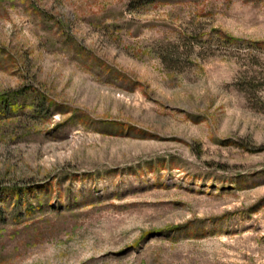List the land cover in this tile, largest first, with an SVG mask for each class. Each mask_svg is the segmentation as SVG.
Returning a JSON list of instances; mask_svg holds the SVG:
<instances>
[{
    "label": "rangeland",
    "instance_id": "obj_1",
    "mask_svg": "<svg viewBox=\"0 0 264 264\" xmlns=\"http://www.w3.org/2000/svg\"><path fill=\"white\" fill-rule=\"evenodd\" d=\"M0 264H264V0H0Z\"/></svg>",
    "mask_w": 264,
    "mask_h": 264
},
{
    "label": "trees",
    "instance_id": "obj_2",
    "mask_svg": "<svg viewBox=\"0 0 264 264\" xmlns=\"http://www.w3.org/2000/svg\"><path fill=\"white\" fill-rule=\"evenodd\" d=\"M148 3H152V2H155L156 0H147Z\"/></svg>",
    "mask_w": 264,
    "mask_h": 264
}]
</instances>
